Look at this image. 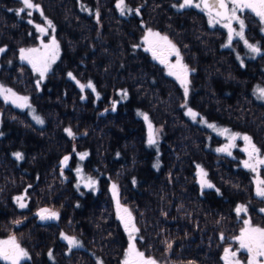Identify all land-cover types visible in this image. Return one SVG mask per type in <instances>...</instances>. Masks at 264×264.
Listing matches in <instances>:
<instances>
[{
  "label": "trees",
  "instance_id": "trees-1",
  "mask_svg": "<svg viewBox=\"0 0 264 264\" xmlns=\"http://www.w3.org/2000/svg\"><path fill=\"white\" fill-rule=\"evenodd\" d=\"M80 1L99 18L84 13ZM117 1L33 0L55 26L60 46L38 84L18 60L20 49L37 42L34 26L25 12L18 14L20 0H0V48L6 49L0 77L28 97L43 120L37 125L0 98V239L16 237L30 257L22 264H120L127 240L119 199L139 229L135 243L146 257L164 264H225L224 249L235 248L243 226L235 209L247 205L251 221L264 227V198L255 195L254 173L241 165L237 151L239 158L215 151L220 138L186 117L180 85L137 44L145 26L167 36L191 71L190 105L263 148L264 104L251 86L262 77L264 54L242 65L224 48L225 32L210 27L199 8L176 10V0H125L139 12L122 16ZM244 14L253 29L248 35L260 38L259 21ZM76 81H90L96 91H81ZM140 113L153 123L157 144L149 145ZM83 153L88 155L81 160ZM199 168L214 188H200ZM260 175L264 179V168ZM89 177L93 187L85 186ZM18 196L26 208L18 206ZM41 207L53 208L56 222L39 223ZM62 233L83 246L67 253Z\"/></svg>",
  "mask_w": 264,
  "mask_h": 264
},
{
  "label": "snow or ice",
  "instance_id": "snow-or-ice-1",
  "mask_svg": "<svg viewBox=\"0 0 264 264\" xmlns=\"http://www.w3.org/2000/svg\"><path fill=\"white\" fill-rule=\"evenodd\" d=\"M22 4L24 7L18 10L19 13H23L25 9L40 11L41 15H43L42 10L39 8L38 4L33 3V0H22ZM117 9H119L120 14L124 15L126 12L131 13L133 9L128 8L125 0H118L116 4ZM181 9L186 7H194L199 8L201 11H205L209 17V23L212 26L216 24H222L224 28L228 30V44L227 46H231L233 37H238L240 40L244 41V44L247 48L255 53L262 54L261 49L254 44H251L245 39L244 30H245V20L242 18V15L245 11H250L255 14V16L260 18L261 22H264V0H183V2L179 5ZM139 11L138 9L136 10ZM28 16L32 15V11L27 12ZM97 19L99 18V12L96 13ZM32 23L31 20L28 21ZM237 24L239 30L233 27V24ZM37 30L43 34H48V29H52L55 31V26L52 24L50 20L47 21V28L42 27L40 25L35 26ZM148 45L145 48V51H151L154 58L159 59L161 63L167 64L169 68V75L175 76V78L180 82L181 86L184 89L185 97L188 96L189 93V72L187 65L182 63V58L180 56L179 50L176 48L174 44L168 39L167 36H161L158 32H153L148 30L147 35L143 41ZM42 48H22L20 49V59L21 61H26L28 64L32 66V69L37 72L40 76V79L43 80L47 72L50 70L51 65L55 63L56 59L59 57V44L53 35L51 38V43L44 44L41 41ZM6 51L5 48H0V53ZM171 55H175L177 57V61L175 64L168 63V57ZM68 76L75 80L76 78L72 75V73H68ZM79 85L81 91H84L85 88L91 89L93 92L96 91L95 86L92 82H88L87 84H81L79 81H76ZM39 84V81H38ZM257 92L261 99H264V88H257ZM122 95L126 96L127 93L124 92ZM0 96H3L6 102H11L20 108H31V105L28 103V97L18 96L15 92L10 88H5L3 85H0ZM97 98H99V94L97 93ZM186 106V105H185ZM115 110V109H113ZM35 110L33 109V112ZM188 115H190L194 120L199 115L194 112L191 108L188 109ZM143 118L148 121V116L146 114L140 113ZM37 123L43 124V120L39 116L33 117ZM205 123H207L205 121ZM208 127L217 130L220 135H227V139L230 141L224 148H219L217 151L219 152H227L228 155H231L230 149L235 147V141L238 139H242L245 143V151L248 155V159L244 161V167L249 168L251 171L257 173V177H259V166H264V156L261 155V150L252 142V138L247 135H241L240 133H232L230 129H217L215 124H208ZM66 132L69 136L74 137V133L72 130L66 129ZM149 145L157 144V136L152 128L151 122H149ZM87 153L80 154V159L83 160L87 156ZM15 156L18 160H22V153H15ZM70 157H64L63 163L67 165ZM80 170H78L79 172ZM198 175L200 176V184L201 187L212 188V185L207 179V173L201 168ZM83 178V177H82ZM95 181L90 177L87 178L86 187H93L95 185ZM113 194L116 195L117 186L113 184ZM217 191H219L217 189ZM256 195L264 198V179H257V187H256ZM24 196L16 197V202L19 204V207L26 208L27 204L24 202ZM247 207L245 205H239L235 209L236 214L239 216L241 213L247 214ZM264 211V210H262ZM117 212L120 214L121 212L126 214L127 219H125L124 215H120V219L124 222L125 230L129 234V246L126 251L124 264H157L156 260L151 257H146L145 253L140 251L136 247V236L134 233H138L139 229L136 228L132 221V214L127 208H122L119 203V199H117ZM37 215L41 220H50V219H58L59 214L57 212H53L50 209H41ZM244 227L241 229L239 235L235 237L236 243L239 245L238 249H233L232 247H226L224 249V254L222 259L225 264H244L238 257L239 252L241 250L245 251L248 254V259L246 264H264V227L255 226L251 223L250 219H245L243 221ZM62 238L68 242L70 247H80L79 241L75 237H69L67 235H63ZM221 240L224 239V236L221 235ZM142 239V238H141ZM167 244V248H172V243L165 241ZM49 257L52 256V253H48ZM30 259L28 252L21 247L19 242L17 241L15 236H11L7 240H0V260L5 261L6 264H22V261Z\"/></svg>",
  "mask_w": 264,
  "mask_h": 264
},
{
  "label": "rangeland",
  "instance_id": "rangeland-1",
  "mask_svg": "<svg viewBox=\"0 0 264 264\" xmlns=\"http://www.w3.org/2000/svg\"><path fill=\"white\" fill-rule=\"evenodd\" d=\"M21 1V3H22V0H20ZM118 2V1H117ZM117 2H116V4H117ZM183 2V0H177L176 2H175V4H174V7L177 9V10H181V8L179 7V5L181 4ZM197 2H198V0H197ZM34 3V2H33ZM125 3H126V1H125ZM36 4V3H35ZM126 5H127V7L128 8H131V9H133V11L131 12V13H129V12H126L124 15H122V16H129V15H132V14H134L135 12H136V9H137V7L136 6H134V7H132L131 5H129L128 3H126ZM79 6H80V8L82 9V11L84 12V13H86L87 15H93V14H95L96 15V10L93 8V7H91L90 5H88V4H86V3H84V2H82V1H80L79 2ZM22 7H24L23 6V4L21 5V7L20 8H22ZM19 8V9H20ZM40 8V7H39ZM186 8H194V7H186ZM41 9V8H40ZM116 9H117V7H116ZM183 9H185V8H183ZM28 11H32V15L31 16H28L27 17V19H28V21L29 20H31L32 21V25L34 26V33L36 34V40H37V42H36V44H34V45H31V46H27L25 49H27V48H42V44H41V41H43V43L44 44H49V43H51V38H52V36L54 35L55 36V31L53 32L52 31V29H48V34L47 35H43V34H41L38 30H37V28L35 27L36 25H40V26H42V27H45V28H47V21L49 20L48 18H46L44 15H41V13H40V11H36V10H29V9H25V13L27 14V12ZM117 12L120 14V11H119V9H117ZM250 12V11H249ZM252 13V12H251ZM205 14V16H206V18H207V22H208V25L210 26V27H212V28H218V29H221V30H223V32H225V34H226V38H225V41H224V48H228V49H231L232 51H233V53H234V57H236L237 58V60L242 64V65H244V62H245V60H249V61H251L252 59H255L257 56H259V55H261V54H255V53H253V52H251L248 48H247V46L244 44V41L243 40H240L238 37H233V40H232V44H231V46H227L226 47V45L228 44V30L226 29V28H224L223 26H222V24H216L215 26H212L210 23H209V17H208V15H207V13H204ZM254 16H255V14L254 13H252ZM121 15V14H120ZM242 15V18L245 20V30H244V35H245V39H247V41L249 42V43H251V44H254V45H257L260 49H261V53L262 54H264V43H263V41H262V39H263V37H264V22H261L260 21V18L259 17H257V16H255L256 18H257V20L259 21V32H260V34H261V36H260V38H256V37H254V39L251 37V36H249L248 35V31L251 33V32H253V29H251L250 28V26H249V24H248V20H247V18H246V16H245V14L243 13V14H241ZM251 21H249V23H250ZM233 27L234 28H236L237 30H239V27H238V25L237 24H233ZM148 30H151V31H153V32H156V31H154L152 28L150 29L149 27H144V32H143V34L141 35V39H140V41L138 42V44H137V48L139 47V48H141V49H144L145 50V48H147L148 47V45L147 44H145L143 41H144V38H145V36L147 35V33H148ZM161 35V34H160ZM161 36H164V35H161ZM55 39H56V36H55ZM56 41H57V39H56ZM58 42V41H57ZM172 43V42H171ZM59 52H60V46H59ZM150 53H151V55H152V52L150 51ZM153 56V55H152ZM181 56V55H180ZM182 58V57H181ZM18 60H19V63H24V64H26L31 70H32V72L36 75V82L38 83V81H40L41 79H40V76H39V74L37 73V72H35L33 69H32V66L30 65V64H28L26 61H21V59H20V53H19V58H18ZM57 60V59H56ZM159 62H160V60L159 59H157ZM176 61H177V57L175 56V55H171V56H169L168 57V63L169 64H175L176 63ZM161 63V62H160ZM182 63L183 64H185L186 65V63L184 62V60L182 59ZM161 64H163V66L165 67V70H166V74L168 75V76H170V77H172L179 85H180V87L182 88V91H183V93H184V89H183V87L181 86V84H180V82L175 78V76H172V75H169L168 73H169V68H168V66H167V64H165V63H161ZM53 65V64H52ZM51 65V66H52ZM188 67V66H187ZM189 69V68H188ZM191 72V71H190ZM189 72V73H190ZM259 72H260V75L262 76L261 77V79L260 78H258V79H254V83H253V85L251 86V92H252V94L254 95V97H255V99L258 101V102H260V103H263L264 104V99H261L260 97H259V94H258V92H257V88L259 87V88H264V66L263 67H261L260 68V70H259ZM256 75V74H255ZM190 76V75H189ZM189 76H188V80H190V78H189ZM0 85H3L5 88H10V89H12V91L13 92H15L18 96H25V95H23V94H20V93H18V92H16L13 88H11L10 86H8L3 80H2V78L0 77ZM191 92H192V89H191V87H190V83H189V93H188V96L186 97V99H187V102L185 103V108H184V113H185V115H186V117L189 119V120H191L193 123H197V124H200V125H202L203 127H205L207 130H209L213 135H215L216 137H218V138H220V143H219V145H217V146H214V148H215V151L217 152V153H222V154H225V155H227V156H230V157H235V158H239L237 155L235 156V151H237V153L239 154V156H240V158H241V165L244 167V161L245 160H247L248 159V155H247V153L245 152V151H243V149L245 148V143H244V141L242 140V139H238V140H236L235 141V147H233V148H231L230 149V151H231V155H228L227 154V152H219V151H217V149H219V148H224L227 144H229L230 143V141L227 139V135H220L219 134V132L217 131V130H214V129H212V128H210V127H208V124H215L216 125V127H217V129H224V128H227V129H230V128H228V127H226V126H223V125H220V124H217V123H215V122H213V121H210V120H208V119H206L204 116H202L200 113H198L191 105H190V103H189V100H190V97H191ZM26 97V96H25ZM0 98L1 99H3L4 100V98H3V96H0ZM5 101V100H4ZM6 102V101H5ZM7 103H9L10 105H12L13 107H15L16 109H18V110H22V111H25L28 115H29V117H30V119L33 121V122H35L37 125H42V124H40V123H37V121L33 118L34 117V115L35 116H39L40 117V115L36 112V111H34L33 112V107L31 106V108H20V107H17L15 104H13V103H11L10 101L9 102H7ZM29 103V102H28ZM189 108H191L194 112H196V113H198L199 115L197 116V118L194 120L190 115H188L187 113H188V109ZM41 118V117H40ZM205 121L207 122V123H205ZM149 122H151L149 119H148V121H146L145 120V123H146V126H147V132H148V137H149ZM0 123H1V120H0ZM151 125H152V128H153V130H154V132H155V134H156V130H155V128H154V126H153V123L151 122ZM231 130V132L232 133H238V132H236V131H233L232 129H230ZM240 133V132H239ZM241 135H246V134H243V133H240ZM248 136V135H247ZM252 142H253V140H252ZM254 144H255V142H253ZM260 150H261V155L262 156H264V148L262 147V146H260V145H257V144H255ZM246 168V167H245ZM261 168H264V166H259V168H258V171H259V177H257V173H255V172H253L254 173V177H253V182H254V192H255V195H256V187H257V179H262V176L260 175V170H261ZM200 169L201 168H199V171H200ZM203 169V168H202ZM204 170V169H203ZM204 172H206L205 170H204ZM206 179L212 184V182L209 180V178H208V176L206 177ZM197 181H198V184H199V186H200V188L201 189H211V188H208V187H201V184H200V176L198 175V179H197ZM213 185V184H212ZM212 188H214V187H212ZM257 196V195H256ZM258 198H262V197H259V196H257ZM25 202V201H24ZM18 204V203H17ZM116 205H117V203H116ZM121 206H122V208H126L125 206H123L122 204H120ZM243 205H245V204H243ZM18 206H19V204H18ZM246 207H247V209L249 208L247 205H245ZM50 209L51 211H53V212H55L54 211V209L53 208H50V207H41V208H39L38 209V211H37V213L41 210V209ZM259 211H262V208H260L259 207ZM36 213V214H37ZM120 215H124L125 216V219H127V216H126V214H124V213H120V214H118V216L120 217ZM239 216H241L242 217V221H244L245 219H250V217H249V210L247 211V214L245 215L244 213H241ZM37 218H38V215H37ZM56 220L57 219H52L50 222L52 223V222H56ZM119 221H120V224H121V227H122V230H123V233H124V235H125V238H126V240H127V246H126V249H125V251H124V254H123V257L121 258V262H120V264H124V259H125V255H126V251H127V248H128V246H129V234H128V232L125 230V227H124V222L119 218ZM250 221H251V219H250ZM131 223H134L135 224V222H134V219H133V217H132V221H131ZM251 223L253 224V225H255V226H258V225H256V224H254L252 221H251ZM136 226V225H135ZM244 227V224H243V226H242V228ZM261 227V226H260ZM241 228V229H242ZM241 229H240V231H241ZM240 231H239V233H240ZM63 235H67V236H69V237H75L78 241H79V243H80V247H82L83 246V244H82V242H81V240L79 239V238H77L76 236H71V235H68V234H65V233H62L61 234V240L65 243V245H66V248H65V251L68 253V252H71L72 250H75V249H78V248H80V247H70V245L68 244V242L66 241V240H64L63 238H62V236ZM134 235L136 236V233H134ZM239 235V234H238ZM237 235V236H238ZM236 236V237H237ZM7 239H9V238H6V239H0V240H7ZM234 242L236 243V241H235V239H234ZM232 248L234 247V246H231ZM239 248V245L236 243V246H235V248H233V249H238ZM242 262H244V264H246V261H247V259H248V254L245 252V251H243V250H241L240 252H239V257H238ZM5 262V261H4ZM23 262V261H22ZM157 262V261H156ZM6 263V262H5ZM98 264H104L103 262H98ZM157 264H164V263H159V262H157Z\"/></svg>",
  "mask_w": 264,
  "mask_h": 264
},
{
  "label": "water",
  "instance_id": "water-1",
  "mask_svg": "<svg viewBox=\"0 0 264 264\" xmlns=\"http://www.w3.org/2000/svg\"><path fill=\"white\" fill-rule=\"evenodd\" d=\"M52 219L50 220H41L40 217L38 216V222L41 223V224H46V223H49Z\"/></svg>",
  "mask_w": 264,
  "mask_h": 264
},
{
  "label": "flooded vegetation",
  "instance_id": "flooded-vegetation-1",
  "mask_svg": "<svg viewBox=\"0 0 264 264\" xmlns=\"http://www.w3.org/2000/svg\"><path fill=\"white\" fill-rule=\"evenodd\" d=\"M177 1V0H176ZM175 1V2H176ZM137 10V9H136ZM177 10V9H176ZM137 12V11H136ZM139 12V11H138ZM201 12H204V13H206L205 11H201ZM257 19V18H256ZM227 50H230V51H232L231 49H228V48H226ZM232 53H233V51H232ZM233 55H234V53H233ZM261 55H263V54H261ZM261 55H259V56H261ZM259 56H257V57H259Z\"/></svg>",
  "mask_w": 264,
  "mask_h": 264
}]
</instances>
